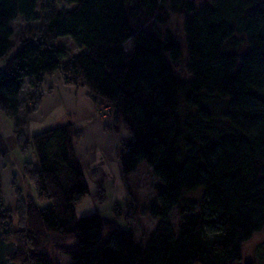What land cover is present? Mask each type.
Listing matches in <instances>:
<instances>
[{
  "label": "trees",
  "instance_id": "trees-1",
  "mask_svg": "<svg viewBox=\"0 0 264 264\" xmlns=\"http://www.w3.org/2000/svg\"><path fill=\"white\" fill-rule=\"evenodd\" d=\"M65 1L70 8L51 5L39 16V0H0V109L14 121L17 146L37 158L22 170L35 198L20 195L14 209L0 176L9 256L21 264H60L59 255L70 264H237L264 230V0ZM170 10L185 15V59L178 38L154 27ZM18 19L26 28L15 34ZM68 38L77 54L61 43ZM57 72L109 105L116 130H127L118 151L124 180L143 161L159 179L150 212L161 221L147 245L99 212L76 215L90 191L75 149L83 131L68 122L30 136L19 118L21 109L37 111ZM27 80L34 90L22 101Z\"/></svg>",
  "mask_w": 264,
  "mask_h": 264
},
{
  "label": "rangeland",
  "instance_id": "rangeland-1",
  "mask_svg": "<svg viewBox=\"0 0 264 264\" xmlns=\"http://www.w3.org/2000/svg\"><path fill=\"white\" fill-rule=\"evenodd\" d=\"M203 1L204 0H197L198 3H202ZM51 5L58 10L70 8L65 0H39L38 15L41 16V14L49 12ZM184 20L185 15L183 13L170 10L169 21L166 24L156 23L154 24V27L159 29L163 34H165L167 31H170L178 38L182 48L183 57L185 59L186 34L184 31ZM33 23L36 26L40 23V21L38 20ZM12 28L14 29L15 34H17L19 31L26 28V24L22 19H18L12 23ZM14 38L15 35L13 36V39ZM61 43L66 44L72 50L73 54H77L79 52V50L74 46L69 38L63 39ZM127 45L129 46L130 42ZM16 49L17 47H14L10 54H13ZM6 59L7 57L0 59V65L2 68H4L6 64ZM32 86L33 85H31V83H29L27 80L25 91L23 92L24 99L27 93L34 90ZM71 86L77 87L76 85ZM50 90L51 89H48V92H50ZM90 97L94 102L99 117L103 120L109 119L112 121V124L109 126V128L120 135V140L118 146H116V149L111 156L110 151L104 153V151L99 148L97 149L96 153L97 159L91 163L92 169L87 168L88 165L87 167L85 166L84 173L88 181L90 191L82 198L81 202L76 205V215L80 217L92 212H99L103 217L117 221L121 229L132 230L135 234L137 244L147 245L151 235L154 233L161 221V218L154 217L150 212V207L159 202L156 186L160 181L153 174L151 167L144 161L140 163L135 173L129 175L126 181L124 180L120 169L118 151L121 144V138L126 137L128 132L122 127L116 130L112 119V109L109 105L104 104L103 102H97L92 96ZM183 102L184 96L182 95L180 103ZM38 107H40V105ZM181 108V113L184 115L187 112V107L181 104ZM38 110L39 108L37 111ZM3 112L4 111L0 109V114L3 115V118L0 117V125L5 130H8L9 128L8 124L11 125L12 133L15 134L14 140L16 141L17 145L18 135L15 131L14 121L10 115L6 114L5 112L4 114ZM42 130V127H37L35 122H32V134H36ZM83 137L84 134L78 143H80ZM5 148L7 149L5 150L4 155L0 153V161L2 162V165L0 164L2 186H5L6 174L7 172H10L9 170L4 171L6 170V167L3 166L4 164H12L14 169H18L21 177L23 176V173L21 174V172L23 170V163L25 161H33L37 166V158L31 146L27 151H22L19 146L11 148L9 145H7ZM15 179L16 178L13 179L14 183L16 181ZM19 180V188L16 192V195L18 197L21 195L25 199L31 196L35 198L34 184L24 176ZM101 187L104 189L105 199L103 201H101L99 198L100 196H103V194H101ZM191 196L199 198L200 193H196ZM40 204L42 207H46L50 204V202L45 201ZM14 220H16L15 216ZM169 222L173 230L177 232L178 225L181 223V216L177 207H174L171 211ZM9 258L10 259L7 264L9 262L10 264L13 262L21 264V261L15 260L13 257L9 256ZM247 261L254 262V264H264V230L258 235L254 236L251 241L244 244L243 258L237 264H244ZM59 262L60 264H70V259L66 255H59Z\"/></svg>",
  "mask_w": 264,
  "mask_h": 264
},
{
  "label": "crops",
  "instance_id": "crops-1",
  "mask_svg": "<svg viewBox=\"0 0 264 264\" xmlns=\"http://www.w3.org/2000/svg\"><path fill=\"white\" fill-rule=\"evenodd\" d=\"M2 70L0 65V73ZM48 89H51L50 92ZM24 91L25 88L22 91V98ZM0 117L3 118V115L0 114ZM19 118L27 120V132L30 136L33 135L31 132L32 122H35L37 127H42L43 130L66 124L68 121L74 123V126L83 131L84 134L83 139L75 147L84 169L87 165V168H91V163L97 159V149L101 148L104 153L110 151L111 156L120 140V135L109 128L112 121L103 120L99 117L88 89L66 84L63 74L60 72L46 78L39 110L26 114L25 110L21 109ZM8 126V130H5L0 125V153L2 155H4L7 145L11 148L17 147L14 140L15 134L12 133L11 125L8 124ZM0 164L2 165L1 161ZM3 166L6 167L4 171H10L6 174L5 186H2L6 208L14 209L18 199L16 192L19 188V179H22L23 176L21 177L18 169H14L12 164H4ZM14 178H16L15 183L13 182Z\"/></svg>",
  "mask_w": 264,
  "mask_h": 264
},
{
  "label": "water",
  "instance_id": "water-1",
  "mask_svg": "<svg viewBox=\"0 0 264 264\" xmlns=\"http://www.w3.org/2000/svg\"><path fill=\"white\" fill-rule=\"evenodd\" d=\"M15 249L14 242H6L3 235V230L0 226V264H7L9 261V254Z\"/></svg>",
  "mask_w": 264,
  "mask_h": 264
},
{
  "label": "built area",
  "instance_id": "built-area-1",
  "mask_svg": "<svg viewBox=\"0 0 264 264\" xmlns=\"http://www.w3.org/2000/svg\"><path fill=\"white\" fill-rule=\"evenodd\" d=\"M8 264H10V262H9ZM12 264H17V263H14V262H13Z\"/></svg>",
  "mask_w": 264,
  "mask_h": 264
}]
</instances>
